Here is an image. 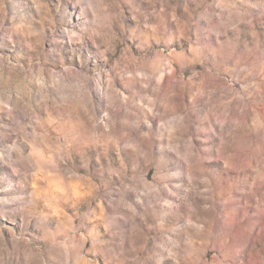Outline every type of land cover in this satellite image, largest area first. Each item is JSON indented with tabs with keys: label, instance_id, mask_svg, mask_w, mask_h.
Wrapping results in <instances>:
<instances>
[{
	"label": "rangeland",
	"instance_id": "374dc122",
	"mask_svg": "<svg viewBox=\"0 0 264 264\" xmlns=\"http://www.w3.org/2000/svg\"><path fill=\"white\" fill-rule=\"evenodd\" d=\"M0 264H264V0H0Z\"/></svg>",
	"mask_w": 264,
	"mask_h": 264
}]
</instances>
